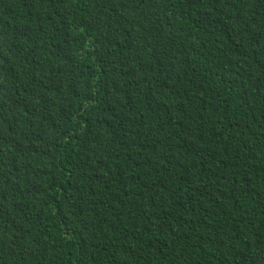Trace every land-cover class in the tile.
<instances>
[{"label":"trees","instance_id":"16d2710c","mask_svg":"<svg viewBox=\"0 0 264 264\" xmlns=\"http://www.w3.org/2000/svg\"><path fill=\"white\" fill-rule=\"evenodd\" d=\"M0 264H264V0H0Z\"/></svg>","mask_w":264,"mask_h":264}]
</instances>
